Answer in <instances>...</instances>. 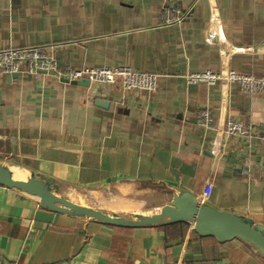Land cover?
<instances>
[{
	"label": "crops",
	"instance_id": "0c3cea01",
	"mask_svg": "<svg viewBox=\"0 0 264 264\" xmlns=\"http://www.w3.org/2000/svg\"><path fill=\"white\" fill-rule=\"evenodd\" d=\"M173 2L187 13L163 25ZM30 45L73 68L128 65L159 79L145 91L0 74V163L12 175L46 177L58 196L109 214L153 215L190 191L264 225V93L185 77L264 75V0H0V49ZM201 107L213 128L197 125ZM229 117L250 133L226 137ZM159 192L162 202L141 199ZM0 264H264V255L190 222L112 225L0 184Z\"/></svg>",
	"mask_w": 264,
	"mask_h": 264
},
{
	"label": "built area",
	"instance_id": "2783aa9c",
	"mask_svg": "<svg viewBox=\"0 0 264 264\" xmlns=\"http://www.w3.org/2000/svg\"><path fill=\"white\" fill-rule=\"evenodd\" d=\"M186 13L185 9L173 2L162 10L160 23H179ZM22 72L34 76L41 73L51 74L68 82L88 80L90 83L100 84L120 83L125 90L155 91L159 79L156 73L137 71L128 65L73 68L49 54L46 48L37 45L0 49V74L18 75ZM185 77L191 84H227L251 96L264 93V75L247 74L235 69L192 72L187 73ZM196 123L206 129L213 128V110L210 107L199 108L196 112ZM223 131L226 137H238L248 135L250 128L239 119L229 117Z\"/></svg>",
	"mask_w": 264,
	"mask_h": 264
},
{
	"label": "water",
	"instance_id": "95a60500",
	"mask_svg": "<svg viewBox=\"0 0 264 264\" xmlns=\"http://www.w3.org/2000/svg\"><path fill=\"white\" fill-rule=\"evenodd\" d=\"M62 81L67 83H83L85 85L90 84L88 80L80 82ZM0 184L16 187L39 197L43 207L58 212L87 215L112 225L140 227L190 222L200 236H211L220 242L238 238L248 242L264 255V225L262 223L255 222L248 216L238 215L209 206L190 191L177 193L169 204L161 208L159 213L132 219L85 207L62 196H58L51 189L52 181L46 177L31 176L27 180L14 178L9 169L2 163H0Z\"/></svg>",
	"mask_w": 264,
	"mask_h": 264
},
{
	"label": "rangeland",
	"instance_id": "374dc122",
	"mask_svg": "<svg viewBox=\"0 0 264 264\" xmlns=\"http://www.w3.org/2000/svg\"><path fill=\"white\" fill-rule=\"evenodd\" d=\"M93 196H94V194H92ZM155 195H159V202H162L161 201V199H162V192L160 193H151V194H149V196H148V194L146 193L145 195H143V197H141V199L142 200H146V199H144L145 198V196H147V198L148 199H151V202H154V201H156V199H157V197L155 196ZM101 196V195H100ZM103 196V195H102ZM102 196H101V198H102ZM161 196V197H160ZM91 199H92V201H93V203H95V199H93V197H90ZM141 199H139V200H141ZM141 200V201H142ZM89 208H92V209H97V210H99L98 208H95V207H89ZM120 216H125V217H129V218H132V219H137V218H139L140 216H142L141 214H139V215H120Z\"/></svg>",
	"mask_w": 264,
	"mask_h": 264
},
{
	"label": "bare ground",
	"instance_id": "6f19581e",
	"mask_svg": "<svg viewBox=\"0 0 264 264\" xmlns=\"http://www.w3.org/2000/svg\"><path fill=\"white\" fill-rule=\"evenodd\" d=\"M14 169H15V170H14V173H13L14 178L19 179V178H20V175L22 176V174H21L19 171H17L16 168H14ZM12 170H13V169H12Z\"/></svg>",
	"mask_w": 264,
	"mask_h": 264
}]
</instances>
